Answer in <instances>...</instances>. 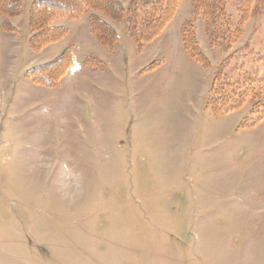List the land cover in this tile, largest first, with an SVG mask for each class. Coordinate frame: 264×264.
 I'll return each instance as SVG.
<instances>
[{"label": "rangeland", "instance_id": "rangeland-1", "mask_svg": "<svg viewBox=\"0 0 264 264\" xmlns=\"http://www.w3.org/2000/svg\"><path fill=\"white\" fill-rule=\"evenodd\" d=\"M238 1L225 5L234 25ZM192 3L141 46L124 19L95 11L119 36L101 44L90 9L54 17L65 35L35 48L32 0L0 13V264H264V118L251 111L264 83L213 110L227 53ZM261 7L252 1L226 73L262 72ZM187 19L208 65L183 48ZM66 49L74 64L58 83L35 81Z\"/></svg>", "mask_w": 264, "mask_h": 264}, {"label": "trees", "instance_id": "trees-1", "mask_svg": "<svg viewBox=\"0 0 264 264\" xmlns=\"http://www.w3.org/2000/svg\"><path fill=\"white\" fill-rule=\"evenodd\" d=\"M23 1L0 0V13L5 16L18 15L22 11ZM179 1L130 0L127 8H124L119 0H32L29 21L33 32L31 43L35 48H40L65 35L66 28L50 25V21L54 17L65 15L77 17L91 9L90 22L93 32L101 44L112 45L119 39V36L109 24L93 13L95 11H101L114 19H124L132 38L141 46L162 31L171 20ZM192 1L194 12L201 15L205 22V31L210 46L219 45L227 53L215 72L210 103L217 113L234 110L240 107L247 97L255 96L258 87L264 83V68L261 73H257V71L246 69L241 63L238 66L235 65L230 73L225 72V68L231 64L234 53L229 51L243 32V24L250 14L252 1H257L259 6L262 5L261 8H264V0H239L237 9L240 21L236 25L232 23L231 18L226 13V0ZM254 11L256 10L254 9ZM181 40L184 50L192 58L204 65L209 64V60L200 50L194 22L190 19L185 20L181 25ZM245 44L246 47L243 46L239 51H247L248 53H246L250 56L255 54V52H249L250 48H248L247 43ZM257 57L259 59L261 56L258 54ZM73 64L72 52L70 49H66L50 63L35 67L32 70V76L37 82L53 86L58 83L59 79L67 73ZM36 71L39 73L44 71L42 75L45 78L39 79ZM234 73H236L235 77H233ZM51 75L52 77H49ZM251 111L256 119L264 118V108H258L254 104Z\"/></svg>", "mask_w": 264, "mask_h": 264}]
</instances>
